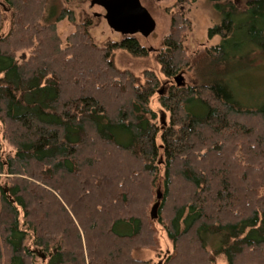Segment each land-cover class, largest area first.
<instances>
[{"label": "trees", "instance_id": "16d2710c", "mask_svg": "<svg viewBox=\"0 0 264 264\" xmlns=\"http://www.w3.org/2000/svg\"><path fill=\"white\" fill-rule=\"evenodd\" d=\"M76 1H0V264H154L134 252L160 248L158 225L164 264H264V99L234 89L264 68V0H209L220 41L193 53L172 13L157 59L193 82L163 93L156 71L115 64L118 48L148 55L136 36L98 45L87 17L64 43Z\"/></svg>", "mask_w": 264, "mask_h": 264}, {"label": "rangeland", "instance_id": "374dc122", "mask_svg": "<svg viewBox=\"0 0 264 264\" xmlns=\"http://www.w3.org/2000/svg\"><path fill=\"white\" fill-rule=\"evenodd\" d=\"M1 1V0H0ZM177 0H141L143 5L150 11L157 26L155 31L148 37H144L141 34L136 36L143 46L149 51L147 56H134L126 49L118 48L115 51V64L121 69H129L135 75L143 77V73L147 69H151L157 72L162 80L159 92L163 89H168L172 82L177 83L176 79H168L161 72V64L157 59L158 51L162 48L165 37L169 34L172 22V13L184 12L185 16L191 22V29L189 31L183 30L182 34L185 37V48L190 52H194L203 46H209L216 44L220 41V36H214L211 39L207 38L208 27L219 24L222 16L212 6V2L209 0H191L184 5H176ZM91 0H82L72 2L69 8L75 13V21H71L68 18L60 21L57 24L58 34L61 39L66 41L67 37L76 30L77 25L82 24L87 17L93 18L94 24L90 27L91 35L98 45H105L107 42L120 41L123 37L122 34L115 32L108 25L107 21L103 17H94L89 11V5ZM238 40L246 41L247 34H239ZM34 48L24 47L18 51V57L22 60L32 55ZM183 74L182 85L192 83L193 75L190 71L182 70ZM175 76V77H176ZM235 92L246 103L255 104L261 99H264V68L263 66H257L251 71L244 73L242 76H236L235 79ZM151 106L159 113L162 114L166 122L169 120V113L165 112L160 105L158 93L152 99ZM198 109V107H195ZM4 152L9 151V145L3 141ZM160 192V191H158ZM161 193V192H160ZM160 229V248L155 251L149 248L136 250L134 255L142 259H150L154 264H164L165 257L169 252L173 250L172 241L167 237V234L161 226H157ZM119 231H122L119 228ZM224 257L217 258L215 264H227ZM45 264V263H44Z\"/></svg>", "mask_w": 264, "mask_h": 264}, {"label": "water", "instance_id": "95a60500", "mask_svg": "<svg viewBox=\"0 0 264 264\" xmlns=\"http://www.w3.org/2000/svg\"><path fill=\"white\" fill-rule=\"evenodd\" d=\"M89 11L94 17L105 18L112 30L123 36L141 34L148 37L157 26L156 20L141 0H91ZM183 78L182 73L175 77L179 85ZM160 198L161 193L158 192ZM158 208L159 202H156L151 209L154 219L158 217Z\"/></svg>", "mask_w": 264, "mask_h": 264}]
</instances>
